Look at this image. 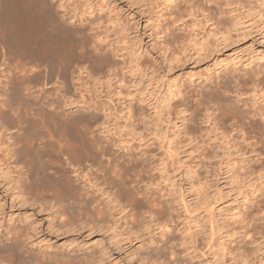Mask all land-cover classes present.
I'll use <instances>...</instances> for the list:
<instances>
[{"label": "rangeland", "instance_id": "rangeland-1", "mask_svg": "<svg viewBox=\"0 0 264 264\" xmlns=\"http://www.w3.org/2000/svg\"><path fill=\"white\" fill-rule=\"evenodd\" d=\"M64 1L66 2V0ZM192 1H195L197 3L199 2V4L201 5L204 4L203 6L207 7L205 8V10H208H206L207 13L205 10V12L197 11L196 13L194 12V14L186 12V7ZM210 1L212 0H177L171 5V9L168 8L167 10L166 6L163 3V0H69V6L70 8H72L71 10L73 12L69 10L71 12L70 13L69 11L63 10L61 8L57 9L59 14L61 13L60 15L63 16L64 14L65 21L66 17L69 18L68 15H75V11H78L80 13L78 15L79 17L74 16V18L72 19L73 21L75 19L74 22H76L78 25L83 24L81 22L83 18H86L87 16V14H84L86 10H94V15H102L104 19H107L108 16L111 15L114 18V23L110 25H108L107 22L101 24L100 31L102 33V36H106L101 43L103 44V46L107 44L108 46L116 47L117 49H119L120 55L119 57H115V59L117 63H119V65H121L122 67L121 69H118L119 78L115 79L113 78V75L111 86L110 84L108 86V84L104 82L107 78L88 60L82 63L84 65L86 64L85 66L88 67L92 75L88 74L83 69H80V65L82 63H78L77 59H75L76 61L74 62L72 61L73 64H71L72 62L69 61V59L68 61L65 60L64 58H66V41H63L64 43H62V49L60 50L61 56L59 59L54 60L53 63L55 64L56 61L57 65H54V68L53 64L51 65L52 69L54 70L56 68L54 71H57V75H55V72L49 83V90L51 89L50 92H53L52 97L55 99L54 100L53 98H51L55 101H51V103L53 105L55 104L54 106H65L64 109L66 118L72 113L71 119L69 120L70 117L67 119V122L69 121V123L70 121L74 122L76 119L77 122H81L83 124L86 121L81 118L82 116L85 117V120L87 119V122L91 117L88 123H90L91 121L94 122L95 117L99 114V116L104 117V113L106 110V112H112L114 115L111 118L109 130L98 127V131H96L97 129L92 130L90 134L97 135L99 138H102V141H104L107 136H112L113 139L121 141V145H131L130 147L132 149V157L130 162H132L133 159L139 161L141 154L143 152H147L146 155L143 156V158L147 160L146 164H148L146 169L149 168L148 171L154 172L155 180L151 182V185L153 184V188L157 187L158 189L154 190V196H151L152 198H150L151 200L149 202V199H146L145 201V199L143 200L141 198L144 195L140 193L141 191H143L142 189L145 188V180L148 181V175L146 174H149V172L145 170V174V171L141 170L142 167L137 166L134 169L135 172H139L136 175L133 169L132 173L134 174H132V176L135 177L136 175L137 177L135 178L139 179L132 178L133 181H130L132 183L130 186H134L132 187L135 190L134 195L137 194L134 198L138 196L137 198H139V200H137V198L134 199L132 196H130L135 202H133L130 197L129 198L131 201L127 199V201L129 202H126V199L120 192L121 190H123L121 189V186L117 185L119 186L118 191V187L116 188V185H114L113 187H111L112 189L114 188L112 191V189H109V187L113 184L109 185V183H107L109 186L105 184L109 180H106V182H104L106 188L108 186V190L103 185L104 178L108 176V174H106L105 176V173H107L108 171H105L106 169L104 168V166L100 167L99 169L102 170L103 168L104 170L102 172L104 173L105 171L104 174L99 170L97 171L98 173L96 172L94 173V175L92 174L93 181L97 182V186L100 187L101 185V188L103 186L108 192L112 191V196H115V198L119 200V202H121L120 200L124 198L126 204L125 202L121 203L127 205L126 207L130 205L127 203L131 202L133 206L131 205V207L127 208V211L130 213L129 216L132 213L135 214L134 216L131 215L132 219H134L138 217L136 215H139L137 219L141 217L140 219L142 220L141 221L139 219V222H141L142 225H147V228L144 231L139 232L141 233V235L138 233L139 235L137 234L138 236L136 238L134 237L133 241L129 242L127 247L122 250H115L112 248V246H110V239L108 238L110 231L106 226L105 228L100 227L102 223H96L97 221L99 222V217L97 216L96 212L94 213V210H92V215L95 216L92 217L90 213L89 215H87V219L85 215L79 216L81 218L82 216L85 217L82 219L77 218L78 216H71L70 210L67 209L66 204L70 205L69 202L74 201L76 202V206H78L77 204H79V199H77L78 201L73 199L68 200L66 199V196L64 194L62 195L61 190H56L55 188L53 189V187L49 188L50 192H45V194L48 195L50 193L53 194V196L55 195L54 197L52 195L50 196V194L48 195L49 197H47V195L44 194L48 199L42 198V195H39V197L35 196L34 199L33 196L32 199H34L36 202L34 200H31V204L30 202L23 204L20 199L17 200V197H14L13 199V191H11L10 189L9 191H7L5 190L6 188H1L0 207L2 208V212L0 211V220L2 221L3 226L0 227V232L3 231V227L5 228L7 224L11 223L10 220L13 221L12 224L14 223V221L15 223L17 222L18 224H16L18 226H22L23 224H26V222H33L35 227L39 225L37 227H40L38 230L41 234L36 237L37 240H33L35 242L30 243V247L34 249V253L36 252V250L40 252V250L47 249L48 246L50 247V249L54 248L53 251H51L48 247L49 251L51 252L61 250L66 251L74 247L75 249L78 248L79 250H82L80 251V253L89 252L91 250H88L89 247H99V245L97 247L95 246V244L97 243L100 244V246H110L112 253L102 264H151L148 262V259L141 260L138 259L137 256L131 255L132 252L136 250V248L138 249V247H142V249L139 250L140 253H143L146 248L152 253L162 252V254H164L161 257L162 261L161 259H159V262H156L155 264H264V237L261 236L263 233L260 232L263 229L261 227L263 225H260L259 220L257 222L259 223V225L257 224V227L254 224V227L250 226L249 228H246L245 223H242L245 221L240 218L245 214H247L245 216H248L249 214H251V217L255 215L257 216V204L255 202L256 199L254 200V194L256 196L261 193H259L257 188L260 187V183L262 181L264 182V175H261V173L258 172H252L249 176H244L248 173L245 174L243 172V175L241 171L238 172L239 170L237 169L236 173L234 174L233 170H230L227 164V142H225L227 141V139H225V137H223V134L221 133L225 128V123L223 124L222 119V122L219 121L220 118L224 117V113H226V108L223 106V104H221L222 100L224 101V94H226L224 92V89L226 91L225 80H227V76L224 73L226 71L225 67H227V64L232 65L234 62L238 63V65L241 67L244 66L245 68L249 63H252V65H254L255 62H252V60L250 59L251 56L258 54L259 52H264V41L261 39L262 36L258 33L259 26H257L259 16L256 15V12L258 11L256 10V4L258 3H256L255 0H252L250 6L252 5L253 9H251L250 7H244L243 5H241V1L235 2L234 0L230 5L231 7H225V10L222 9L221 12V9H218L219 4H214V1ZM74 8L77 9H75L74 11ZM209 9L211 10V12ZM247 9H249V11ZM203 13L206 15H210V17L212 16L213 18H216L215 22L213 21L214 19L212 20L210 19V17H208V19H210L208 22ZM178 16H181L182 18L180 17L179 19ZM240 20L241 23L242 21L248 23L247 26L250 29L247 28V31L249 32V34L246 35V31H241L244 30V26H237L234 24L236 22H240ZM212 21L214 23L220 21V23L217 22L219 26L217 25V23L215 24L219 27V30H217V26H215L216 28L213 26ZM189 37H198L200 41L194 42ZM7 48V50H5L6 48H3V51H9L6 53L4 52L5 56L3 58L5 62L3 65L6 64L5 66L6 68H8L6 69L3 78L6 82L7 90H0V93H4V97L2 94H0V98L3 99H1L2 101L0 100V116H7V120L3 117L2 119H0V124H5L4 130L7 135L5 134L6 138H4L5 136L3 138L7 141L10 140L12 142L16 137L15 129L17 128H15V126H12L11 121L9 120L10 117L8 115H2V112L7 110L6 103L7 100H9L8 95L12 91L10 88L12 82L11 80L16 77H24L27 79L24 80L22 78L23 81L29 82L24 83L28 84L29 86L32 85L31 83L35 82L33 83V86L29 87L27 85V87L31 88L32 91L30 92L34 96L37 95L36 97L38 99H42V92L44 93L45 90L42 86L44 84L40 81V75L43 74L41 73L43 72V65L39 62L41 64L40 65L38 61H33L34 63H31L32 60L28 57L25 58V56L18 57V59L13 58L14 56L11 55L12 52L10 54V48ZM6 54L12 57H6ZM173 57L175 58L173 59ZM5 59L8 60L7 63ZM243 61H245V64L243 63L244 65H241ZM11 63L13 66L11 65ZM75 63L79 66V68ZM69 64L70 68L68 73L70 71L71 73L66 74V66L69 67ZM18 65H20V68L18 67ZM12 70L13 73L10 74ZM15 71L18 72L20 77L18 74V76L15 75ZM72 71L74 72L72 73ZM93 73L95 74L94 76ZM9 74L10 78L8 77ZM34 76L35 79H37L36 77L40 78L37 80H33ZM81 79L85 83L83 88L84 90H82V96L79 91L76 90L77 87L81 86L79 85L80 83H82L81 81H79ZM36 81H38L39 83H36ZM236 81H238V79H236ZM223 82L225 85L223 84ZM241 82H243L242 84L245 83L244 81ZM24 83L23 86L25 87L26 84L24 85ZM69 83L72 86L74 84L76 87H72L71 85L69 87ZM118 83H121L122 85V95L116 94V87L118 86ZM233 85L235 86L234 88L239 87H236L237 82L233 83ZM27 87H25L26 89L24 88L25 90L23 89V92L25 93V95L23 96H26V93L28 96V93H30L27 92V90H30ZM66 87L72 88H68L67 90ZM73 88L79 94L74 92L75 90ZM213 90H215L216 92ZM175 91H179L180 93L178 92L179 94L176 95ZM58 92L59 94H57ZM72 92H74L75 94ZM219 95L221 97H218ZM211 98L213 99V101L211 100ZM220 98H222V100ZM214 100L215 102H217L218 100L219 104L215 103ZM66 102L69 104H67ZM70 102H73V105ZM56 103H58V105ZM94 103L95 105L92 106V104ZM213 104H216L217 110L213 107ZM129 105L131 106L130 109ZM83 107L84 109H82ZM89 108L90 110H88ZM84 110L85 112H91L92 114H86ZM129 110L132 112L131 118L128 117ZM74 113H77V115ZM210 113H215V116H218L217 118L219 119L218 127L214 130H212L213 128L210 124L211 122H209L208 117L206 116ZM220 114H222L223 116H221ZM75 115L77 117L80 116V119L77 120ZM92 118L94 119V121L92 120ZM92 122L90 123V125L92 124ZM219 122L224 125L222 126V128ZM97 123L99 124V122L96 121L92 125L96 126L98 125ZM8 134L11 136H9ZM7 136H9L10 138ZM118 149L119 147L115 148L116 154L119 157L122 155L120 157L121 161H123L122 159L125 160L127 156H123V148L120 147V149ZM2 152L3 151H0V154ZM3 154L0 155V160L3 158ZM137 154L138 156H136ZM239 154L240 152L237 154H233L234 158H237L236 162L243 159V155H241L240 157ZM107 158L109 159L110 156L108 155ZM107 158L104 159L106 162L108 161L106 164L109 163V160ZM141 159L142 158H140V160ZM22 161L16 163L5 161L3 159L0 162V165L3 162L1 166L4 169L5 177L2 178L1 181H9L11 175L9 176L8 172L11 171V167H13L14 164L18 167H13L14 169H16V173H13V176L11 177L17 176V174L20 172L18 175L22 176L21 178H26L27 172H25L26 170L23 166L25 164ZM8 163L14 164H11L12 166H10V164ZM20 164H22V166ZM20 168H22V171L20 170ZM53 168L54 167H52V172L54 173V176L58 177V175H61L60 179H63L62 181H64V179L66 178V171L59 172L58 170H55L56 167L54 169ZM114 168L116 169H112V172L115 171L114 173L119 174L117 176V174L115 175L111 172L112 175L119 177L120 173L122 174L123 171L122 166L117 165ZM123 169L125 171V168ZM70 171L71 172H68L70 178L78 179L77 176H75V172L72 170ZM103 175L105 176L104 178ZM139 175H144L143 178L146 179L142 180L143 178ZM6 178H8V180ZM101 179H103V181ZM99 180H101L102 183ZM79 181H77V183H80V186H83L84 189H86L87 187L88 190H96V188H93L92 185L87 184L86 182L84 184ZM146 184L150 185V183ZM157 185H159V187L162 189H159ZM135 186L140 187L137 188ZM5 187H8V185H6ZM83 188L81 189L82 191L84 190ZM136 189L141 190L140 193L137 190L139 195ZM158 190H163L164 192L169 193V195L167 196L168 202L164 201V198L159 195L160 192ZM114 192L116 193L118 198L116 197V195H114ZM10 193H12L13 195ZM95 193L97 194L99 192ZM120 194L121 197H119ZM23 195L27 196L25 194ZM56 195H58V197ZM105 199L107 200V197ZM41 201H45L44 206L39 205V203H42ZM164 203L168 205V208L163 206ZM148 204L150 205V207L148 206ZM38 205L41 207L39 208ZM78 209L80 210L79 206ZM145 209L146 211H144ZM162 209H165L164 211H167L171 215L170 231L167 233L166 237L171 240L169 243V246H171L170 250L173 248L176 251V254L174 255H171V253L167 251V248L165 250L162 249L166 237H164L163 239L161 238V232L159 231L157 225V222H159V220L157 219H160V217L162 216ZM150 211L151 214H153L152 212L155 213L156 211L155 215H158L159 218L154 214V216H151ZM240 211H244L243 214ZM252 211L254 214L252 213ZM145 212L149 214H145ZM238 212L240 213V215H242H236ZM121 214L123 216L124 213ZM121 214L118 215V212H116L115 218L120 217ZM131 216L128 218L130 219ZM62 219H64V221H66L67 219V222L69 223L76 221L72 225L77 229L75 230L74 228H72V231L69 229L67 230V232L64 228L58 230L59 224H57V222L59 220L61 221ZM84 219H91L89 220V224L94 225V227L96 224H98L96 225V227H98H93V229H90L89 231L86 230L87 227L81 228V226H79L77 222L81 224L83 221H85ZM22 221H24L25 223H23ZM139 222L138 220L137 222H134V224L129 222V225L131 224V227L132 225H134L133 227L134 229H136L141 225V223L139 224ZM110 223V221H108L107 223L103 222V224L107 225L112 224ZM72 225L69 226L72 227ZM91 227L92 226H88V228ZM125 227L126 226H124V228ZM13 228L11 229L12 231ZM246 229L250 232V237H244ZM258 230L260 231L258 232ZM7 234L9 236L11 233ZM7 234H5L2 238H5V236L7 237ZM135 235L136 234H134V236ZM124 236L125 238H127L128 236H130V234L125 232ZM150 238L154 239V244L150 241ZM71 242H74V244L70 245V248H68L67 245ZM2 244L7 245H3L4 247L9 248L8 242H2L0 246H2ZM44 245H46V247ZM78 245L80 246L78 247ZM2 247L1 251L3 249H6L4 247L2 249ZM8 248L5 251H0V259L3 258L2 261H4L2 262L0 260V263L2 262L1 264H5L7 262L11 264L10 261L15 260V263L13 261L12 264H22L20 260L15 259L12 256L8 257L9 259L11 257V260H8L9 262L6 261V258L8 256L7 254L9 253V251H7ZM78 249L77 251H79ZM6 251L7 253H5ZM241 252H244L245 254L243 255V253ZM1 253L4 254L1 255ZM69 263L74 264L73 261H69Z\"/></svg>", "mask_w": 264, "mask_h": 264}, {"label": "bare ground", "instance_id": "bare-ground-1", "mask_svg": "<svg viewBox=\"0 0 264 264\" xmlns=\"http://www.w3.org/2000/svg\"><path fill=\"white\" fill-rule=\"evenodd\" d=\"M68 1L69 0H66V2L64 0H0V90L1 89L7 90L6 82L3 79L6 69H8L5 66L6 64L3 65L5 63L4 59H3L5 56V53L9 52V51H3V50L5 48H6L5 50H7L8 49L7 47L10 48L9 49V50H11L10 54L12 52L11 55L14 56L13 58L18 59V57L25 56V58L28 57L32 60L31 63L38 61V63L40 62L43 65V67H42L43 72H41L43 74L40 75V77H41L40 81L44 84L42 86H43V89L45 90L44 93L42 92L43 96H42V99L40 98L41 99V101H40V99H38L36 97L37 96L36 94H35L36 96H34L30 92L32 90H31V88L27 87L28 84L24 83L27 81H23V79L25 80L27 78L20 77L18 72L15 71V75L18 74L19 77L21 79L22 78L23 79L21 81L20 78L16 77L13 80H11L12 82H11L10 88L12 91L8 95L9 100H7V103H6L7 110L3 111L2 115L3 114L8 115L10 117L9 120L11 121L12 126H15V128H17V129H15L16 130L15 131L16 137L14 138V140L12 142L10 140H9L10 141L9 142L6 139H4V138H6V136H5L6 133L4 130L5 124H0V151L4 152V154H3V152L0 154V155L3 154V156H2L3 158L0 160V162L3 159L5 161H11V162H16V163L23 160L22 162H24V164H25L23 166L26 170L25 172H27V177L21 178L22 176L18 175L20 172L19 173L17 172L18 173L17 176L11 177V176H13V173H16L15 172L16 169L13 168L16 165L14 163H11V164H14V166L11 167V171L8 172L9 176L11 175L10 178L8 177L9 181L2 182L1 179L5 177L4 176V169L1 166L3 163L2 162L0 165L1 166L0 167V189L6 188L5 190H7V191H9V189H10L11 191L14 192L13 199H14V197H17V200L20 199V201L23 204L28 203V202H30V204H31L32 201L35 199V196L39 197V195L40 196L42 195V198L49 197L48 195L50 193L48 195L45 194V192L48 193L49 188L53 187V189L55 188L56 190H61L62 195L64 194L66 196V199H68V200L79 199V202H78L79 204H77V205L80 207V210L78 209V206H76V202H74V201H70L69 202L70 205L66 204L67 209L70 210L71 216H73V217L78 216L77 218H81V217H79L80 215H83V216L85 215L86 219H87L88 218L87 215H89L90 213H91L92 217L95 216V215H92V210H94V213L96 212L97 216L99 217V222L97 221L96 223H98V224L102 223V225H100V227L105 228V226H106V227H108V229L110 231L109 235H108V238L110 239V243H109L110 246H112V248L115 250H122V249H125L127 247L129 242L133 241L134 237L136 238L139 234L141 235V233H139L140 231H144L147 228V225H144V224L142 225V223L139 222V219L141 217L139 219H137L139 217V215H136V216H138L137 218L132 219L131 215H133V216L135 215L132 213L130 215L131 221L128 218V217H130L129 216L130 213L127 211L128 210L127 208L131 207V205H132L131 202L127 203V204H130V205H128V207H126L127 205H124V203L123 204L121 203V202H125V199H126V202H129V201L133 200L130 196H132L134 198L137 195V194L134 195L135 190H134V188H132L134 186L133 185L130 186L132 184L130 181L132 180V178L137 177L136 175L139 171L135 172V169H134L137 166L138 167L141 166L142 167L141 170H144V171L147 170L148 171L149 168L146 169V167L148 166V164H146L147 160H145V158H143V156H145L147 152H143L141 154V157L139 156L140 158H142L141 160H140V158H139V161H136L133 159L132 162H130L131 157H132V151H131L132 149L130 147L131 145L130 146H129V144L128 145H126V144L121 145V141H117V140L113 139L112 136L111 137L107 136V138H109V139L105 138V140L102 141L101 140L102 138H99L97 135H93V134L91 135L90 134L92 130L97 129L96 131H98V127L109 130L110 121L114 115L112 112H109V111L106 112L107 111L106 110L104 113V117L99 116L100 115L99 114L98 116L95 117V121L93 119L94 117L92 116L93 117L92 120L94 121V122L91 121L92 124L95 123L96 121L99 122V124L97 123L98 125H96V126H94L92 124L90 125L91 122L88 123L89 119L91 117L88 119V122H87V119L85 120L84 116H82L81 118L87 122V125H86V122H84L85 124L84 123L82 124L81 122H77L76 119H75L76 122L70 121V123H69V121L67 122V119L69 117H70L69 120L71 119L72 113L70 112L71 113V114L69 113L70 116H68L66 118V113H65V109H64L65 106L62 105L63 107H61L60 104H59L60 106H54L55 104L53 105L51 103V101H54L55 99L52 97L53 92L51 93L50 92L51 89L49 90V88H50L49 83H50L52 76L54 75L55 72H56L55 75H57V71H54L56 68L53 70L51 65L54 63V60H57L60 58V56H61L60 50L62 49V43H64L65 41H66V56H65L66 58H64V59L67 61L69 59V61H71V62L72 61L74 62V61H76L75 59H77L78 63L79 62L82 63V62H85L86 60H88L92 65H94L96 67V69L101 71L103 73V75L107 78L104 82H106L108 84V86H109V84L111 86V81H113V78H115V79L119 78L118 69L119 68L121 69V67H122L121 65H119V63H117V61L115 59V57H119V55H120L119 49H117L116 47L108 46L107 44L103 46V44L101 43L106 37V36H102V33L100 31L101 24H104L107 22L108 25H110V24L114 23V18L111 15H109L107 19H104V17H102V15H99V14L94 15L95 11L94 10L92 11L90 9V10H88V11L86 10V12H84V14L85 15L87 14V16H86V18H83V20L81 22L83 24L78 25L76 22H74L75 19H74V21L72 20L74 18V16H78L80 14L78 11H75V9H77V8H74L75 15H71V16L68 15L69 18L66 17V21H65L64 20V14H63V16L60 15L61 13L59 14L57 9L61 8V9L66 10V11H69V10L72 11L71 10L72 8H70V6H69L70 3ZM176 1L177 0H163V3L166 6V9L168 10V8L171 9L170 8L171 5ZM212 1H214L213 2L214 4H219L218 9L220 8L221 12H222V9L225 10V7H231L230 5H231L232 1H234V0H212ZM212 1H210V2H212ZM220 1H222V2H220ZM238 1H241V5H243L244 7H250L251 9H253L252 5L250 6V4L252 3L251 2L252 0H235V2H238ZM255 1H256V3H258V4H256L257 5L256 10H258L256 12L257 13L256 15L259 16L258 24H257V26H259V30H258L259 32L258 33L262 36L261 39L264 41V0H255ZM203 5L199 4V2L197 3L195 1L194 2L192 1V2H190V4H188L185 11L189 12L190 14L191 13L194 14V12L196 13L197 11L202 12L205 10V8H207V7H204ZM56 7H58V8H56ZM226 9H228V8H226ZM249 9H247V10L249 11ZM207 11H206V13H207ZM210 12H211V10H210ZM203 15H204V17L207 18L208 22L210 19H212V20L214 19L213 21L215 22L216 18H213L212 16L210 17V15H206L204 13H203ZM83 17H85V16H83ZM180 17L181 16H178L179 19H180ZM208 17H210V19H208ZM81 18H82V16H81ZM219 18H220V16H219ZM78 21H79V19H78ZM213 21H212V23H213L214 27L217 26L218 23H220V21H217L218 23L216 22L217 25H215L216 23H214ZM234 24L237 26L238 25L244 26L243 27L244 30H241V31H246V35L249 34V32L247 31V28L248 29H250V28L247 26V24H248L247 22L242 21V23H241V20H240V22H238V23L236 22ZM218 26H217V30H219ZM6 29H8V30H6ZM189 38H191V37H189ZM191 40L194 42L200 41V39L198 37H193V38H191ZM7 56L12 57V56H9L6 54V57ZM28 58H27V60H28ZM174 58L175 57H173V59ZM250 59L252 60L253 63L254 62L255 63H254V65H252V63H249L247 65L248 67L245 65L246 68L243 66L245 69L243 67L239 66L238 63H235V62L232 65L227 64V67H225L226 71L224 73L227 76V80H225L226 81V91L224 89V92L226 94H224L225 95L224 101L222 100V98H220L222 100L221 104H223V106L226 108V113H224L225 115L222 113L224 115V117L220 118V120H219L217 118L218 116L217 117L215 116V113H212V114L210 113L209 115H206L208 117L209 122H211L210 124L212 125V128H213L212 130H214L218 127V120L221 121V119H222L223 124L225 123L224 124L225 126H224L221 124L222 121L219 122V124H221V128H222V126L225 127V128L223 127L224 130L221 133L223 134L222 136L225 137V139H227V141H225V142H227L226 143L227 144L226 153L228 156L227 164H228L230 170H233L234 174L236 173L237 169L239 170L238 172L241 171L242 174H243V172L245 174L248 173L246 175L243 174L244 176H247V175L249 176L250 173H252V172H258V173H261V175H264V52H259L258 54L251 56ZM7 61L8 60H6V63H7ZM71 62H69V63H71ZM73 62L71 64H73ZM238 62H241V61H238ZM243 63L245 64V61H243L241 63V65ZM39 64H37V65H39ZM229 64H230V62H229ZM11 65H12V63H11ZM54 65H57L56 61H55V64H53V68H54ZM85 65L82 63L80 65V69H83L88 74H91L88 67H86ZM19 66L20 65H18V67ZM68 66L69 67L66 66V74L71 73V71L68 73L69 68H70V64ZM76 66H78V65L76 64ZM78 68H79V66H78ZM13 70H12V72L9 71V72H11L10 74L13 73ZM57 70H58V68H57ZM236 71H237V73H236ZM73 72L74 71H72V73ZM10 74L8 76L9 78H10ZM94 75L95 74L93 73V76ZM104 76H103V78H104ZM112 76H113V78H112ZM36 78L39 79L38 77H36ZM224 78H226V77H224ZM34 79H35V76H34L33 80ZM37 79H35V80H37ZM236 79H238V81H236ZM30 80H32V79H30ZM38 81H36V83ZM79 81H81L82 83L79 84L81 86L78 85L79 87H77L76 90L79 91V93L82 96V94H83L82 90H84L83 88H84L85 83H84V81H82V79ZM116 81H119V80H116ZM241 81H244L245 83L242 84L243 82H241ZM74 82H76V81H74ZM224 82H223V84H224ZM235 82H237L236 87L239 86L238 88H234L235 86L233 85V83H235ZM23 83H24V85L26 84L25 87L30 89L29 91L27 90V92H30V93H28V96L26 93L27 97L23 96V95H25V93L23 92V89L25 88L23 86ZM27 83H29V82H27ZM33 83H35V82H33ZM33 83H31L32 85H30V86H33ZM66 85H68V84H66ZM70 85L71 84L69 83V87H70ZM224 85H223V87H224ZM44 86H45V88H44ZM73 86H75V85L73 84ZM121 86H122L121 83H118V86L116 87V89H117L116 94L117 95L123 94ZM68 88L66 87L67 90H68ZM71 88H69V89H71ZM76 90L74 92L78 93ZM213 91H215V90H213ZM4 92H5V90H4ZM74 92H72V93H74ZM178 92L179 91H175V94L177 95L180 93V92L179 93ZM6 93H7V91H6ZM0 94H2V92ZM57 94H59V92ZM40 95H41V92H40ZM6 96H7V94H6ZM3 97H4V95H3ZM84 97H85V95H84ZM210 97H209V99H210ZM218 97H221V96L219 95ZM51 98H53L54 100H52ZM55 98H56V96H55ZM1 99L2 98H0V100ZM211 100L213 101L212 98H211ZM214 102H215V100H214ZM70 103H72V105H73V102H70ZM77 103H79V102H77ZM215 103H218V100ZM56 104L58 105V103H56ZM67 104H69V103H67ZM75 105H76V102H75ZM93 105H95V103L92 104V106ZM68 106H70V105H68ZM1 107H3V106H1ZM213 107L216 108V110H217L216 104ZM130 108H131V106L129 105V109ZM2 109H4V108H2ZM78 109H80V108H78ZM82 109H84V107ZM88 110H90V108ZM94 110H93V112H94ZM211 110H210V112H211ZM99 111H100V109H99ZM101 111H102V109H101ZM0 112H1V110H0ZM75 112H77V111H75ZM79 112H80V110H79ZM84 112H85V110H84ZM85 113L87 114L88 112H85ZM131 113L132 112L129 110V114H128L129 118H131V116H132ZM74 114L77 115V113H74ZM88 114H92V113L89 112ZM213 114H214V117H213ZM222 114H220V115L223 116ZM3 117L4 116H2L0 119H2ZM6 117L7 116H5L4 119H6ZM76 118L78 120V119H80V116H78V117L76 116ZM219 127H220V125H219ZM96 131H94V132H96ZM9 136H11V135H9ZM9 136H7V137H9ZM123 143H124V141H123ZM127 143H129V142H127ZM114 147L115 148L119 147V149H120V147L123 148V156H127L125 160L122 159L123 161H121L120 157L122 155L119 157L116 154V150ZM239 152H240L239 156L241 157V155H243V159L236 162L237 158L235 159L233 154L234 153L237 154ZM106 155L107 156L109 155L110 158L108 159ZM136 156H138V154ZM136 156H135V158H136ZM104 157L109 160L108 164H106L108 161L106 162L104 160L105 159ZM4 164H5V162H4ZM8 164H10V163H8ZM11 164H10V166H12ZM20 165L22 166V164H20ZM117 165L122 166L123 171H124L123 168H125V171L124 172L122 171V174L120 173L121 176L119 175V177L115 176L116 174L118 176L119 173H114L115 172L114 170L116 169L114 167ZM103 166L106 169L105 171H108L107 173H105V171H104L105 176H106V174H108L107 177H105L103 175V178L105 177L104 181H103V179H101L103 181V185H104V182H106V180H109L108 182L105 183V184L109 183V185L113 184L112 186L109 187V189L111 187H113L114 185H116L115 187L116 188L118 187L117 189L119 191V186H121L122 188L121 187L120 188L123 190H121L120 192L122 193L123 197L125 198V199L124 198L122 199L123 201L120 200L121 202H119V200H117L115 198V196L114 197L112 196L111 192L113 191L114 188L113 189L111 188L112 191L108 192L107 191L108 190L107 188L109 186L108 184H107L108 185L107 188L104 185L105 188L107 189V190H105V188L103 186L101 188V185L99 187L96 184L97 182L93 181L92 174L94 175V173H96L100 169V167H103ZM149 166H150V164H149ZM17 167L18 166H16L15 168H17ZM52 167H54V168L56 167L55 170H58L59 172H65L66 171V174L64 173L66 175L65 176L66 178L64 179V181H62L63 179L62 180L60 179L61 175L60 176L58 175L59 178L57 176H54V173L52 172L53 171ZM12 168H13V170H12ZM24 168H23V170H24ZM152 168H154V167H152ZM21 169L22 168H20V170ZM112 169H114L113 170L114 172H112ZM133 169H134V173H136L135 177L132 176V174H134V173H132ZM20 170H18V171H20ZM55 170H54V172H55ZM70 170L75 172V176H77L78 179L70 178V175L68 174V172H71ZM103 170L104 169L102 168V170H99V171L102 172ZM5 172H7V171H5ZM111 172L114 173L115 175H112ZM143 172H140V173H143ZM148 172H149V174L148 173L146 174V171L144 173L146 175H148L147 178H148V181H150V182L145 180L146 181V182L144 181L145 182V185H144L145 188L142 189L143 191H141L140 189L139 190L136 189V191L138 190L139 193L141 191L140 194L144 195L141 198L143 200L145 199V201H146V199L147 200L149 199L148 200V202H149L151 200L150 198H152L154 196V194H153V193H155L154 190H157L158 188L157 187L153 188L154 185L153 184H152L153 186L151 185V182H153L155 180L154 179V172H152V171H148ZM21 173H23V172H21ZM139 176H141V175H139ZM143 176L144 175H142L141 177L143 178ZM8 178H6V179L8 180ZM94 178H96V177H94ZM99 179H100V177H99ZM135 179H139V178H135ZM144 179H146V178H143L142 180H144ZM79 180L84 184L86 182L87 184L92 185V187L96 188V190H88L87 187H86V189H84L83 186H80V183H77V181H79ZM101 180H99V181L101 182ZM140 180H141V178H140ZM50 182H54V183H50ZM134 182H135V180H134ZM146 183H150L151 186L147 185ZM87 184H86V186H87ZM6 185H8V187H5ZM50 185H51V187H50ZM117 185H119V186H117ZM144 186H142V187H144ZM157 186L159 187V185H157ZM135 187L139 188L140 186L139 187L135 186ZM82 188L84 189L83 190L84 192L81 190ZM159 189H162V188L159 187ZM257 189H258L259 193L261 192L260 194L257 193L259 195H256V196L254 194V200L256 199L255 202L257 204V208H256L257 212L255 210L254 211L256 212L257 216L255 215V216L251 217V214H249L248 216H245V215H247V214H245L242 217H240L243 219V221H245L242 223H245L246 228H249L250 226L254 227V224L257 227L259 225V223H257L259 220H260L259 221L260 225L264 226V217H263L264 216V182L263 181L260 183V187ZM138 191H137V193H138ZM95 192H99V193L96 194ZM159 192H160L159 195L162 198H164V201H167V196L169 195V193L168 192L166 193L163 190H160ZM139 193H138V195H139ZM10 194H12V193H10ZM23 194H25L27 196H24ZM44 194L47 195V197ZM51 195L53 196V194H50V196ZM114 195H116L115 192H114ZM33 196H34V199H32ZM56 196L58 197V195H56ZM106 197H107V200L105 199ZM116 197H117V195H116ZM119 197H121V194L119 195ZM129 197L131 198V200ZM136 198H134V199H136ZM127 199L129 201H127ZM137 200H139V198H137ZM153 200H154V198H153ZM126 202H125V204H126ZM133 202H135V201L133 200ZM140 202H141V199H140ZM161 202H163V201H161ZM44 203H45V201L42 202L41 204L39 203V205L44 206ZM149 204H148V206L150 207ZM0 205H1V203H0ZM251 205H252V203H251ZM163 206L168 208V205L166 203H164ZM40 207L41 206H39V208ZM255 207H256V205H255ZM146 209L144 211H146ZM164 210L162 209V214H161L162 216L160 215L161 220L156 218L157 220H159V222H157V225H158L159 231L161 232L160 234H161L162 239L164 237H166L167 233L170 231V223H171V220H170L171 215L167 211H164ZM0 211L2 212L1 207H0ZM151 211H153V210H151ZM151 211H150V214H151ZM1 212H0V214H1ZM116 212H118V215L121 213H124V214H123V216L121 214L120 217L115 218ZM147 212H145V214H149ZM240 212H242V211H240ZM243 212H242V214H243ZM152 213L155 215L156 211H155V213L154 212H152ZM252 213H253V211H252ZM153 214H151V216ZM236 215L239 216L240 213L238 212ZM83 216H82V218H85ZM155 216L158 217V215H155ZM66 217H67V215H66ZM47 218H48V216H47ZM151 218H153V217H151ZM86 219H84L85 221H83L81 224L79 222H77V223L79 226H81V228L87 227L86 230L89 231L90 229H93L94 225L89 224L90 223L89 220H91V219H89V220H86ZM137 220H138L139 224L141 223L140 227H137L138 229L135 227L137 229L136 230L133 227L134 225H132V227H133V229H132L131 224L129 225V222L134 224V222H137ZM254 220L255 221L257 220V221L255 222ZM10 221H11V223L7 224L5 226V228L3 227L2 228L3 231L0 232L1 233L0 234V245L2 242L5 243V241L8 242V245H9V248H8V247H4L7 245L2 244V246L4 245L3 247L6 249L8 248L7 251H9V253L7 254L8 256L6 258L7 259L6 261L11 260V257H10V259L8 257L12 256L15 259L20 260L22 262V264H70L69 261H73L74 264H102L105 260H107V257H109L110 254L112 253L110 246H108L109 247L108 248L107 246H104V245L100 246V244H98V243L95 244V246L97 247L99 245V247H97V248H95V247L90 248L89 247L88 250L91 249L89 252H81L80 253V251H82V250H79L77 248L79 250V251H77V249H75L74 247H72V248L69 247L70 245H73L75 240H77V239H75L74 242H71L67 245L68 248H70V249H68L66 251L63 249L64 251L61 250V251L51 252V251H53L54 248L50 249V247L48 246L51 251H49V249L47 247V249L40 250V252H38L36 250L37 253L36 252L34 253L33 252L34 249H32L30 247V245H31L30 243L35 242L33 240L36 239V237L41 234L40 231L38 230L40 227L39 228L37 227L39 225H37L36 226L37 228H36L34 226L33 222H26V224H23L22 226H18L17 222H16L17 223L16 224L14 221V223L12 224L13 221L12 220H10ZM32 221H33V219H32ZM108 221H110L112 224L111 223H110L111 225L103 224V222L107 223ZM240 221H242V220H240ZM22 222L25 223L24 221H22ZM58 222H57V224H59L58 230H61L64 228L67 232V230H69V229L72 231V228H74L75 230L77 229V228L73 227V225H72L76 221L69 223V222H67V219H66V221H64V219H62L61 221L59 220ZM70 222H71V220H70ZM67 223H69V224H67ZM98 224H96V225H98ZM69 225H72V227ZM96 225L94 228L98 227V226L96 227ZM1 226H3V225H2V221L0 220V227ZM88 226H92V227L88 228ZM124 226H126V227L124 228ZM263 226H261L263 228V229L261 228L262 231L258 230V232L260 231L261 233H263L261 236L264 237V227ZM12 228H13V231L11 230ZM258 228H260V227H258ZM251 230H252V228H251ZM55 231H56V229H55ZM58 232H60V231H58ZM125 232L129 233L130 236L125 238V236H124ZM7 233H9V234L11 233L12 235L10 234L8 236ZM5 234H7V237L5 236V238H2ZM134 234H136V235L134 236ZM246 236L247 237L251 236L250 232L247 231V229H246L244 237H246ZM125 240H127V241H125ZM46 241H48V240H46ZM150 241L153 242L154 239L150 238ZM170 241L171 240L168 239V237H166V240L164 241L162 249L165 250L167 248V251L170 252L171 255H174V254H176V251L173 248L170 250V247H171V246H169ZM33 244H35V243H33ZM153 244H154V242H153ZM2 246H0V251H1ZM44 246L46 247V245H44ZM50 246H52V245H50ZM79 246L80 245H78V247ZM3 247H2V249H3ZM141 249H142V247H138V249L136 248V250H134L131 255L137 256V258L141 259V260H144V259L147 260L148 259V262L151 264H155L156 262L158 263L159 259H161V261H162L161 257H162V255H164V254H162V252L161 253L160 252L152 253L150 250H148L146 248V250L143 249L144 250L143 253H140L139 250H141ZM162 249H160V250H162ZM7 251L5 253H7ZM241 253H243V255L245 254L244 252H241ZM3 254L4 253H1V255H3ZM145 255H147V256H145ZM0 258H1V256H0ZM2 259H0V260L2 261ZM13 261L15 263V260H13ZM13 261H10L11 264ZM2 262H4V261H2ZM7 264H10V263H7ZM18 264H20V263H18ZM71 264H73V263H71Z\"/></svg>", "mask_w": 264, "mask_h": 264}]
</instances>
